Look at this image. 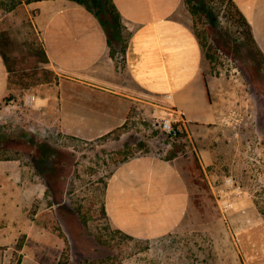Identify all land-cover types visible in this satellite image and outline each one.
<instances>
[{"label":"rangeland","instance_id":"rangeland-1","mask_svg":"<svg viewBox=\"0 0 264 264\" xmlns=\"http://www.w3.org/2000/svg\"><path fill=\"white\" fill-rule=\"evenodd\" d=\"M209 1L219 12L217 38L209 35V25L194 22L184 4L193 29L195 24L198 32L208 34L200 37L203 67L219 118L211 125L186 127L181 122L185 135L177 142L186 148L178 158L191 179L189 209L172 232L151 239L128 236L111 223L104 212V191L120 161L146 153L168 155L175 137L159 121L170 107L126 97L121 99L123 106L128 104L124 119L107 133L96 135L103 125L86 124L80 116L73 122L82 125L71 126L93 136L64 131L54 117L59 114L58 77L52 72L46 76L44 67L52 69L50 64L33 53L43 44L45 3L0 8V32L9 35L11 52L24 59L0 103V133L14 139L11 145L20 158L9 163L22 168L26 189L32 187L34 196L24 236L15 248L0 244V264H264V57L237 38L241 29L225 16V5ZM122 31L127 40L126 29ZM116 47L113 58L122 68L126 50L121 43ZM35 70L41 80L33 83ZM85 92L87 121L92 122L101 94ZM33 94L44 103L42 109L34 106ZM105 101L120 105L115 97ZM202 150L210 154L208 164ZM229 177L239 186L237 192L225 183ZM230 198L239 202L232 204Z\"/></svg>","mask_w":264,"mask_h":264},{"label":"crops","instance_id":"crops-1","mask_svg":"<svg viewBox=\"0 0 264 264\" xmlns=\"http://www.w3.org/2000/svg\"><path fill=\"white\" fill-rule=\"evenodd\" d=\"M39 2L45 3L43 46L59 81V114L54 117L64 131L79 137L93 136L83 133L84 128L71 126L82 125L73 122L80 116L81 122L86 118V124L103 125L96 135L107 133L125 117L128 104L123 106L121 99L136 96L175 110L186 127L211 125L218 120L204 74V51L184 0H114L130 32L122 68L111 57L106 31L94 13L68 0ZM235 2L264 54V0ZM9 88V73L0 54V103ZM88 89L101 94L100 110L92 122L87 121ZM105 97L117 98L120 105L105 101ZM36 99L34 106L42 109L44 103ZM201 154L208 164V150ZM11 160H0V244L15 248L19 236H24V221L34 196L32 187L26 189L22 168L10 164ZM185 171L178 157L168 159L146 153L120 161L108 176L104 191V210L111 223L135 238L151 239L172 232L190 205ZM229 188L230 192L238 191L235 186ZM230 202L239 201L230 198Z\"/></svg>","mask_w":264,"mask_h":264},{"label":"trees","instance_id":"trees-1","mask_svg":"<svg viewBox=\"0 0 264 264\" xmlns=\"http://www.w3.org/2000/svg\"><path fill=\"white\" fill-rule=\"evenodd\" d=\"M39 1L44 0H0V8L4 9L5 11H11L14 10L16 7L22 4H30V3H36ZM72 3L82 5L92 13H94L101 24L103 25L106 35H107V41L109 45V53L111 57L116 56V45L117 43H121L122 50H126L127 41L130 35V32L126 30V34L128 36L127 40H125V36L123 38V31L122 28L125 29V26L122 25V16L120 11L118 10L114 0H68ZM221 4L225 5L226 12L224 13L225 16L233 22L236 27H239L238 29L241 31L242 35L237 36V38H241L240 41H244L248 44L254 45L256 47L258 53L264 57V54L258 47L251 25L249 21L247 20L246 16L243 14L241 9L236 4L235 0H220ZM184 3H186L188 10L190 11L191 15L194 18V22L196 21V24L198 23L204 25L207 24L210 26L212 31H210L209 35L212 36V38H217L221 32L218 28V11L216 12L214 10V5L209 0H184ZM217 30V32H216ZM194 32L196 33L200 44L202 48H204L203 43L201 42V35H203L205 38H207L208 34L206 33L205 29H201L199 32L196 29V26L194 24ZM206 33V34H205ZM243 36V38H242ZM11 41L9 39V35L2 31L0 32V54L4 60V63L6 65V68L9 73V82L12 76L14 74H17L16 72L19 69L20 64L24 61V59H19L11 52ZM33 53L36 55V60L42 62L44 65L49 63V59L47 56V53L45 51V48L43 44L40 48H34ZM206 55L209 57L210 54L206 52ZM44 71L48 72L45 74L48 76L52 71V69H48L47 67H44ZM40 71L35 70L33 73L34 82L36 83L40 81ZM55 75V74H54ZM22 78V77H21ZM42 79H47V77H42ZM24 80V79H23ZM24 82L27 84V82L24 80ZM178 127L177 134L175 135V140L173 142L174 147L169 151L166 158L172 159L178 157V152L182 151L184 152L186 148V143L183 141L177 142L179 138L183 135H185V131L183 129H179L181 126V121H178L175 123ZM13 138H11L8 135L0 133V160H10V159H18L20 158V151L17 149V147L12 146ZM52 154V150H50L48 153H45V156H49ZM186 177H188V173L185 171ZM189 180V186L190 190L192 191V184L191 179L188 177ZM191 194V192H190ZM256 203L259 205V202L256 201ZM104 212H106L104 210ZM119 230V229H118ZM126 234V233H125ZM127 235V234H126ZM130 236V235H128ZM132 237V236H131Z\"/></svg>","mask_w":264,"mask_h":264},{"label":"built area","instance_id":"built-area-1","mask_svg":"<svg viewBox=\"0 0 264 264\" xmlns=\"http://www.w3.org/2000/svg\"><path fill=\"white\" fill-rule=\"evenodd\" d=\"M34 100H35V95L33 94L31 95V101L34 102ZM175 114H176L175 110L170 108L169 112L165 116L161 117L159 121L161 128L171 137H175V135L177 134L178 127L176 126L175 123L181 121L179 118L176 117ZM225 183L229 187L235 186V188H239V186L235 183V181L231 177L227 178ZM225 200L228 201V198Z\"/></svg>","mask_w":264,"mask_h":264}]
</instances>
